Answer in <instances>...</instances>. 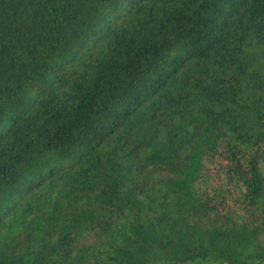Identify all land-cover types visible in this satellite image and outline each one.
Listing matches in <instances>:
<instances>
[{
    "label": "trees",
    "instance_id": "16d2710c",
    "mask_svg": "<svg viewBox=\"0 0 264 264\" xmlns=\"http://www.w3.org/2000/svg\"><path fill=\"white\" fill-rule=\"evenodd\" d=\"M0 264H264V0H0Z\"/></svg>",
    "mask_w": 264,
    "mask_h": 264
},
{
    "label": "rangeland",
    "instance_id": "374dc122",
    "mask_svg": "<svg viewBox=\"0 0 264 264\" xmlns=\"http://www.w3.org/2000/svg\"><path fill=\"white\" fill-rule=\"evenodd\" d=\"M161 174L162 175H169L167 172H161ZM96 241H98V238L94 235H88L84 240L85 243H94Z\"/></svg>",
    "mask_w": 264,
    "mask_h": 264
}]
</instances>
